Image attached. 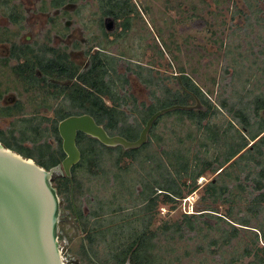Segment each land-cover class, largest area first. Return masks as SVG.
<instances>
[{"label":"rangeland","instance_id":"rangeland-1","mask_svg":"<svg viewBox=\"0 0 264 264\" xmlns=\"http://www.w3.org/2000/svg\"><path fill=\"white\" fill-rule=\"evenodd\" d=\"M18 1L24 5L27 16L24 22L26 29L20 39L21 42L29 43L36 38L44 39L52 24L49 17L59 21L61 30L65 24L73 26L66 37L56 31L53 32L55 45L60 43L71 45L76 40L88 46L91 38L99 34L98 27L88 23V19L92 17V11L98 9L97 0L79 1L87 5L84 10L85 23L79 21L77 16L68 20L62 15L61 10H40L39 6L43 4L41 0ZM48 1L46 5L49 4ZM133 1L145 14L142 15L143 17L140 15L136 17L133 28L124 40L118 42V47L116 45L111 47L114 53L126 54L125 59L119 64V71L127 72L130 80L126 90L119 89L121 92L125 91L130 98L127 106L123 108L125 116H118L121 119L118 124L121 132L130 140L135 138L138 122L145 119L147 111H149L146 106L154 102L156 96L160 95L161 101L153 105L155 108L163 106L166 101L176 100L173 95L165 94L163 96V94L166 89L170 90L171 94L181 90L178 82L179 76H181L180 68L183 67L193 82L202 88L213 105L218 107L217 115L209 117L211 123L213 122L219 128L226 125L225 136L218 138L214 148H209V153L203 155L200 152L203 158L199 161L204 158L210 160L209 157L212 155L221 154L223 158L228 157L230 151L240 141V137L233 126L229 127L231 116L218 106V101L222 97L236 101L239 92L245 94L241 83L246 78L248 80L250 78L249 82L251 85L253 84L254 93L264 91V0ZM77 6L75 3L69 4L65 6V9L72 12ZM144 6H149L150 12H146ZM151 17L155 18L154 22ZM0 26H12V24L7 17L0 14ZM111 27L113 28L112 25ZM99 40L104 39L100 37ZM163 40L168 45L164 56L158 52V49L162 48ZM9 48V44L0 43V56L8 55ZM70 52L73 60L84 69L89 67V56L84 49L76 50L71 47ZM131 59L140 60L142 66L146 67V69H142L143 71L141 70L145 74L149 72L148 68L152 67V76L156 81L153 85L149 87L135 72L127 71L126 66L129 65L128 60ZM131 68L139 70L135 62L131 63ZM226 68H228L227 71ZM236 68L240 71L239 73H236ZM4 75V71H0V79L7 78ZM154 89L155 93H152ZM130 94L135 96L137 101H133ZM18 97L16 91H11L4 97L2 103L14 102ZM22 98L27 104V109L32 108L28 93H23ZM142 102L145 103V110L140 114L138 110L142 108ZM71 103H74L72 99L67 98L62 105ZM134 108H137V111ZM262 112L264 113V111ZM41 114L53 116L54 112L43 111ZM159 119L161 122L156 128L155 134L161 136L160 142L152 135L153 142L151 144L145 143L138 148H131L129 150L132 153L123 158L119 149L123 146L113 150L111 146L110 150L102 151V144L97 143L99 156L94 167H100V169L96 173L89 174L92 166L89 159H84L76 165L74 169L76 182L79 178L83 185L82 189L80 188L81 191L80 189L76 190L75 199L83 215L89 210L96 212L98 208L103 211L104 215L99 216L96 221L100 230L95 233L93 242L83 240L79 230L69 234V229L64 227L66 224L63 225L61 243L66 260L74 258L78 264H119L127 251L128 242L135 236L134 232L127 229L130 226L129 223L132 227L137 224L142 226L141 221L139 222L137 218L139 213L136 212L143 202L140 196L146 195L152 187L156 193L163 194L157 189V183H164L168 177L166 164L170 165L172 161L177 160L180 162L187 160L190 168L197 166L198 161L194 158V154L198 153V144L190 137L192 127L190 122L183 121V115L180 113L168 115L166 112ZM14 120L13 117H0V129L8 128ZM50 123V120H44L43 126H50ZM228 127L229 129H227ZM201 132H204V129L199 130L198 134ZM192 135L194 137L193 131ZM49 141L52 145L57 146V139L54 135L49 136ZM213 142V140L210 141V143ZM253 142L251 141L250 144ZM79 143L82 145L80 140ZM26 145H31V142H26ZM223 158L219 157L218 159L222 160ZM202 163V161L199 162V164ZM262 164H255L252 160L245 158L240 160V164L228 167L231 177L227 176L225 182L231 188L232 219L245 214L253 215L246 208L252 199L260 193L261 189L256 187L255 177L258 176ZM175 165L177 166V164ZM170 167L172 176L179 178L178 173H175V167ZM216 174L211 171L205 172L197 179L198 188L193 191H189L193 179L188 175L185 177L182 175L183 177L177 181L183 191L182 197L177 198L173 203L161 202L156 207V216L152 223V227L155 229L163 225L164 222L173 223L183 220L185 214H198L196 215L199 219L198 224L204 227L203 230L186 231L181 239L177 238L178 240L174 241L176 250L169 255L173 260L170 263L223 264L222 259L208 250L204 253L197 251L199 244L207 247L211 238V236H205L210 230L204 225L203 220H209L211 224L219 221L227 227L226 222L217 217L222 216L226 221L242 227L230 217L225 216L226 202L209 199L204 190V186L216 178ZM237 175L239 178L235 179ZM61 182V180L54 181L57 189ZM61 197H65L62 200V216L64 217L68 214L66 208L70 207V194L63 190ZM119 208L122 210L120 215L116 213ZM201 212L209 213L199 215ZM258 214L253 219L252 225H257L262 221L264 209ZM71 217H74V214ZM122 221H126L125 228L122 227L119 230L118 224ZM72 224L75 226L74 223ZM250 229L259 232L256 227H250ZM211 234L213 233L211 232ZM244 236L246 235L244 234ZM248 238V236L243 237L242 242H246ZM261 244L264 245V242L261 241ZM241 245L242 243H240V247ZM226 256L228 257V254Z\"/></svg>","mask_w":264,"mask_h":264},{"label":"trees","instance_id":"trees-1","mask_svg":"<svg viewBox=\"0 0 264 264\" xmlns=\"http://www.w3.org/2000/svg\"><path fill=\"white\" fill-rule=\"evenodd\" d=\"M42 1L44 5L41 8L43 10L62 9L68 3L77 4V8L72 12L62 10V15L68 20L74 19L77 16L79 21L85 23L84 10L87 5L80 3V0H49V6H46L47 0ZM97 2L98 9L92 11V17L88 19V23L98 27L99 34L92 37V40H94V43H98L100 49L94 50V45L87 46L86 53L90 56V65L83 71L80 65L71 60L66 45L55 47L50 44L52 29L48 30L47 33L49 41L37 39L34 44H19L18 38L26 28L24 24L26 17L24 7L17 0H0V12L7 15L14 24L18 25V29L15 31L10 28H0V41H11L12 55L18 59V65L14 67L16 79L13 80V83H9V79L6 80V83L0 80V99L11 89L18 90L20 84L25 92L31 90L35 92L30 97L36 103V107L30 110L26 109L24 101L21 99L12 105L0 104V117L11 116L15 119L8 128L0 129V141L22 153L24 156L34 158L46 168L56 165L65 156L58 124L60 120L67 116L90 113L99 123L104 124L110 134L126 136L121 132L120 125L118 126L119 122H121L118 116H125L123 108L127 106L130 98L125 91L121 92L119 89L123 88L126 90L129 79L127 73H121L118 68V65L124 58V54L115 56L111 52L110 45L117 41V36H127L133 28L136 17L138 15L142 16V14L137 3L133 0H97ZM144 8L146 12H150L149 6H144ZM151 19L153 22L155 21L154 17H151ZM50 20L53 23V28H56L60 33L62 32L63 35H66L72 29L71 26L65 24L62 31L56 18L52 17ZM110 24H112L114 30L111 29L112 27L110 28ZM115 32H118L119 35H115ZM100 37H103L104 40H99ZM78 43L76 41V45ZM162 45L164 49L160 48L159 53L165 55L168 47L165 40H163ZM0 62L8 65L9 58H0ZM141 68L146 69L145 67ZM129 69L131 70L130 67H128ZM227 70L228 68H226ZM239 72L236 68V73ZM138 73L143 82L149 86L153 85L152 68H149L148 74L143 73L142 75L140 72ZM180 73L178 86L181 90L178 93L176 91L171 94L170 90L166 89V92L163 94V96L165 94L169 96L173 95L176 100L166 101L163 106L155 108L153 105L161 101L160 96H156L154 102L146 106L149 111H147L145 119H141L142 121L138 122L137 133H135L133 140L139 137L144 127L143 124H146L147 120L157 110L174 104H191V102L195 104L198 97L202 104L207 107V110L179 109L178 111L173 110L168 112V115L180 113L183 115V121L190 122L192 126L190 137L198 144V153L194 154V158L198 161L196 163L197 166L190 168L187 160L183 162L177 160L172 161L170 165L166 164L168 177L164 183H161L162 185L157 183V189L163 194L156 193L154 187H152L146 195L140 196L143 202L136 212L139 213L137 218L139 222L141 221L142 226L137 224L132 227L131 223H129L130 226L127 229L129 228V231L134 232L135 236L128 242L127 251L119 264H124L128 257H130L133 264H172L170 262L173 260L169 255L176 250V243L174 241L178 240L177 238L181 239L184 235L183 233L186 231L204 229L202 225L198 224L199 219L196 216L198 214H185L183 220L173 223L164 222L163 225H160L156 229L152 227L156 216V207L161 202L173 203L176 202L177 198L182 197L183 191L181 185L177 183L178 179L183 176L185 177V175L191 177L193 182L189 191H193L198 188L197 179L205 172L211 171L217 173L216 178L204 186V190L208 194L209 199L217 202H226L227 208L224 210V214L232 219L233 212L230 203L232 200L231 188L225 182L227 176L231 177L228 167L233 164H240V160L245 158L252 160L255 164L261 165L263 162L264 113L262 111H264V91L254 93L253 84L251 85L249 82L250 78L249 80L246 78L241 83V88L242 90L245 89V94L239 92L238 98L235 99L236 101H231L227 97L219 99L218 106L230 114L231 123H229V127H234L240 137V141L236 147H233L228 157L223 158L221 154L218 156L212 155L209 157L211 158L210 160L204 158L201 160L203 163L199 164L201 162L199 160L203 158L200 152L205 155L209 153V148H214L215 142H218V138L225 136L226 125L224 124L225 127L219 128L213 122L211 123L209 117L217 115L218 107L214 106L202 88L196 82H193L185 68L181 67ZM51 78H56L63 81V83L51 82ZM19 93L22 96L21 91ZM152 93H155V89ZM130 96L133 101H137L136 97ZM163 96L161 97L163 98ZM67 98H71L74 103L63 106V101ZM141 104L142 108L138 110L140 114L145 110V103L142 102ZM136 109L134 108V110ZM43 110H53L54 116L49 118L41 114ZM159 118L155 121L150 131L148 144L153 142L152 135L159 142L161 141V136L155 134V130L161 122ZM46 119L51 120L50 126H43V121ZM201 129H204V132L198 134ZM50 135H54L57 139L58 145L56 147L50 143ZM84 135L86 134L80 133L81 137ZM86 136L93 140V145L87 146L84 150L82 149L84 159H89L88 161L91 159L95 160L96 157L94 155L93 158L90 157V153L95 154L99 151H97V143L102 144V151L110 150L111 146L103 144L96 138ZM211 140L214 142L210 143ZM28 141L31 142V145H26ZM251 141L254 142L250 144ZM118 147H112L111 149L113 150ZM119 149L122 158L132 153L129 149L124 150L123 147H119ZM219 157L223 159L219 160ZM170 166L175 167V173H178L179 178L172 176ZM260 168L258 176L255 177L256 187L261 189L260 193L252 199V202L246 208L253 215L245 214L244 216H237L232 219L242 227L226 221L222 216L217 217L225 221L227 227L219 221L211 224L209 220H203L204 225L210 230L205 236H211V238L207 247L203 244L198 245L197 251L199 253H204L208 250L213 255L222 259L223 264H264V245L261 244V241L264 242V216L262 221L257 225H252L253 219L264 209V163ZM237 178H239L238 175L235 176V179ZM64 180L66 189H70L69 183L71 179L66 177ZM73 180L79 185V182H76L75 176ZM145 186L147 185L145 184ZM145 189L147 190V187ZM239 196L241 197L240 194ZM102 212L99 208L96 212L94 210L91 211L95 216L104 215ZM116 213L120 215L122 210L119 208ZM205 213L209 212H201L199 215ZM124 224H126V221L119 222V230L122 227L125 228ZM250 227L258 228L259 232L250 229ZM244 234L249 237L246 242H242V238L246 237ZM240 243H242L241 247ZM226 254H228V257Z\"/></svg>","mask_w":264,"mask_h":264},{"label":"water","instance_id":"water-1","mask_svg":"<svg viewBox=\"0 0 264 264\" xmlns=\"http://www.w3.org/2000/svg\"><path fill=\"white\" fill-rule=\"evenodd\" d=\"M177 109L199 110L206 106L197 97L195 104L162 108L151 115L135 140L111 135L89 113L70 115L58 125L66 156L50 168L0 141V264H77L67 262L63 255L61 197L54 180L64 174L71 177L72 167L80 161L78 133H86L108 146L138 148L148 142L155 121ZM125 264H133L130 257Z\"/></svg>","mask_w":264,"mask_h":264},{"label":"flooded vegetation","instance_id":"flooded-vegetation-1","mask_svg":"<svg viewBox=\"0 0 264 264\" xmlns=\"http://www.w3.org/2000/svg\"><path fill=\"white\" fill-rule=\"evenodd\" d=\"M18 1V0H17ZM19 2V1H18ZM49 2V1H48ZM19 3H21V2H19ZM41 3H43V1L41 0ZM22 4V3H21ZM69 4H74V3H68V4H66L65 6H67V5H69ZM23 5V4H22ZM43 4H40V6H39V9L40 10H43L42 8H41V6H42ZM46 6H49V4L48 5H46ZM65 6H63V8L62 9H46V10H43V11H48V10H61V13H62V10H67V9H65ZM23 7H24V5H23ZM68 11V10H67ZM24 12H25V8H24ZM0 14H2L3 16H5V17H7L8 19H9V17L7 16V15H5L4 13H2V12H0ZM134 14V13H133ZM141 14L144 16V14H145V12H141ZM25 15H26V12H25ZM64 16V15H63ZM143 16H141V17H143ZM27 17V16H26ZM26 17H25V20H26ZM65 17V16H64ZM50 18L51 17H49V20H50ZM10 20V19H9ZM51 21V20H50ZM10 22H11V24H12V26H0V28H10V29H12L13 31H15V30H17L18 28H17V26L18 25H16V24H14L11 20H10ZM25 22V21H24ZM25 24V23H24ZM111 25L112 24H110V28H111ZM69 26H71V27H73L72 25H69ZM26 27V26H25ZM114 28V27H113ZM113 28H111V29H113ZM26 29V28H25ZM50 29H52V31H51V35H50V37H51V40H50V44L52 45V46H55V47H58L59 45L61 46V45H66L67 47H68V52H69V55H70V58H71V60L72 61H74L75 63H77L75 60H73V58H72V55H71V47H74L76 50H80V49H84V51H85V53H86V48H87V46H85L84 44H82L81 42H79V41H77V42H79L78 43V45H76V40L71 44V45H69V44H66V43H60V44H58V45H55L54 43H53V32H57L58 34H60V35H62L63 37H66L67 36V34H68V32H67V34L66 35H63L62 34V32L60 33V32H58L57 30H56V28H53V23L51 24V27L48 29V30H50ZM57 29H59L58 27H57ZM63 29V28H62ZM48 30H47V33H48ZM61 30V29H60ZM72 30V29H71ZM70 30V31H71ZM114 30V29H113ZM63 31V30H62ZM23 32H24V30L22 31V33H21V35L19 36V38H18V43L19 44H21V45H25V44H34L35 43V41L37 40V39H41V40H43V41H45V39H46V41H49V39L47 38V33H46V36H45V38L43 39V38H36L33 42H29V43H27V42H21L20 41V39H21V37H22V35H23ZM115 35H119V33L118 32H115ZM126 36H123V37H120V36H117V41L116 42H114L112 45H110V48L112 47V46H114V45H116L117 47L119 46L118 45V42L119 41H122V40H124V38H125ZM91 40H92V38H91ZM107 42V41H106ZM0 43H7V44H9V46H10V48H9V54L8 55H6V56H0V58H9V64L8 65H6L4 62H0V71H4V73H5V77L7 76V78H4V82L6 83V80H8L9 79V83H13V80H15L16 79V75H15V73H14V67L15 66H17L18 65V59L15 57V56H13L12 54V43H11V41H0ZM141 44V43H140ZM80 45V46H79ZM92 45H94V50H96V49H100V47L98 46V43H94V40H92L91 42H90V44L88 45L89 47L90 46H92ZM78 46V47H77ZM162 48H163V45H162ZM164 49V48H163ZM120 51V50H119ZM111 52H112V54H114L115 56H120L121 54H124L123 56H124V58L123 59H125V53H120V52H118V53H114L112 50H111ZM158 52H160V48L158 49ZM87 54V53H86ZM89 56V55H88ZM123 59L121 60V62L120 63H122V61H123ZM132 62H135L136 63V65L139 67V70H135L134 68L132 69L131 68V63ZM128 63H129V65L127 64V71H128V67H130L131 68V70L130 71H133V72H135L139 77H141L140 75H139V73L138 72H140L142 75H143V70H142V68L141 67H144V66H142V64L140 63V60L139 59H131V60H128ZM78 64V63H77ZM78 65H80V64H78ZM89 65H90V56H89ZM88 65V66H89ZM81 66V65H80ZM81 68H82V70L83 71H85L86 69H84L82 66H81ZM118 68H119V65H118ZM146 68V67H145ZM150 68H152V67H150ZM149 69V68H148ZM142 70V71H141ZM121 73H127V72H121ZM145 74V73H144ZM146 74H148V73H146ZM128 77V76H127ZM153 77V76H152ZM154 78V77H153ZM128 79H129V77H128ZM0 80H2V79H0ZM51 82H54V83H63V81H60V80H57L56 78H51ZM129 82H130V80H129ZM156 81H155V79H154V81H153V84L155 83ZM129 84V83H128ZM128 84H127V86H128ZM4 85H6V84H4ZM149 86V85H148ZM150 87V86H149ZM128 88V87H127ZM121 89V88H120ZM11 91H16V95L17 96H19L14 102H11V103H7V104H3L2 103V100L4 99V97L8 94V93H10ZM21 91V93H22V96H23V93H28V96H29V102H30V105H32V108H30V109H34L35 107H36V103H35V101L33 102L32 101V99H31V97L30 96H33L34 94H35V92L34 91H28V92H25L24 91V89H23V87L19 84V86H18V90H16V89H11L8 93H6L5 95H4V97L3 98H1L0 99V104L1 105H12V104H14L16 101H18L19 99H21V100H23V98H22V96H20V92ZM130 95H132V94H130ZM133 96V95H132ZM160 96V95H159ZM135 97V96H134ZM24 101V100H23ZM59 101V100H58ZM24 104H25V106H26V109L28 108L27 107V104L24 102ZM34 105V106H33ZM150 105V104H149ZM29 109V110H30ZM203 110H207V107H206V109H203ZM43 111H46V110H43ZM42 111V112H43ZM51 111H53V110H51ZM158 111V110H157ZM54 112V111H53ZM81 114H83V113H81ZM90 114V113H89ZM72 115H75V114H72ZM92 115V114H91ZM47 116V115H46ZM54 116V115H53ZM53 116H48L49 118H52ZM1 117H6V116H1ZM11 117V116H10ZM68 117V116H67ZM14 118V117H13ZM96 119V118H95ZM46 120H48V119H46ZM50 120V119H49ZM51 121V120H50ZM61 121V120H60ZM59 121V122H60ZM98 122V121H97ZM52 123V122H51ZM51 123H50V125H51ZM99 123V122H98ZM100 124H102V123H100ZM59 125V124H58ZM104 125V124H103ZM106 128V127H105ZM59 129V128H58ZM107 130V129H106ZM108 131V130H107ZM109 132V131H108ZM60 133V132H59ZM80 133L81 132H79L78 133V136H77V144H78V147L80 148V150H81V153H82V149L84 150L87 146H89V145H93V140L92 139H90L89 137H87L86 135H88V134H86V135H84L83 137H81L80 136ZM83 133V132H82ZM111 135H115V134H111ZM61 136V135H60ZM88 136H90V135H88ZM90 137H92V136H90ZM93 138H95V137H93ZM127 138V137H126ZM97 139V138H96ZM79 140L81 141V144L84 146H82V145H80V143H79ZM57 145H58V141H57ZM54 146V145H53ZM82 146V147H81ZM118 146H120V145H118ZM54 147H56V146H54ZM62 147H63V139H62ZM112 147H117V146H112ZM64 150V149H63ZM65 152V151H64ZM90 157H92L93 158V155L96 157L95 158V160L94 159H91L89 162L91 163V168H90V171H89V174H92V173H96L99 169H100V167L98 168V167H94L95 166V163H97L96 162V159H97V157L99 156V154L98 153H95V154H91L90 153ZM65 156H66V153H65ZM64 156V157H65ZM64 157L62 158V160L64 159ZM61 160V161H62ZM82 160H84V156H83V153H82V156H81V159H80V161L77 163V164H75L73 167H72V169H71V172H72V176L71 177H69L67 174H64V175H59V176H57L56 178H55V180L54 181H57V180H61L62 182L59 184V187H58V192H59V195H60V197H61V195H62V192H63V190H65V191H67V192H69V194H70V207L69 208H66V210H67V213L68 214H66V216H62V214H63V206H62V200L65 198V197H61V207H62V212H61V222H60V241H61V236H62V227H63V225L64 224H66L64 227L65 228H68L69 229V234H73L74 232H76V231H80V233H81V235H82V237H83V240H86V241H89V242H93V239L95 238V233L97 232V231H99L100 229H98V227H97V225H96V221H97V219H98V217L99 216H95L94 214H92L91 213V211L92 210H89L87 213H85L84 215H83V213H82V210H81V208L79 207V205L77 204V202H76V199H75V192L77 193V189L79 190L80 188H81V186L83 185V183H82V181L78 178V181L77 182H79V186L77 185V183H75V181L73 180L74 179V169H75V167H76V165H78ZM60 161V162H61ZM59 162V163H60ZM58 164V163H57ZM56 164V165H57ZM44 166V165H43ZM52 167V166H51ZM66 177H69L70 179H71V182L69 183V188L70 189H66V186H65V178ZM57 188V187H56ZM82 189V188H81ZM81 189H80V191H81ZM72 214H74V217H71V215ZM72 223H74L75 224V226H73V224ZM93 238V239H92ZM61 247H62V243H61ZM62 251H63V247H62ZM63 255H64V252H63ZM65 257V256H64ZM65 260H66V258H65ZM127 260V259H126ZM67 262H75V263H77L76 262V260L74 259V258H72V259H69V260H66ZM126 262V261H125ZM78 264V263H77ZM125 264V263H124Z\"/></svg>","mask_w":264,"mask_h":264}]
</instances>
